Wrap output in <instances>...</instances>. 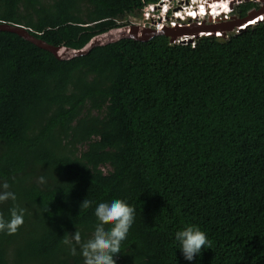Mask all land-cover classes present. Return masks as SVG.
<instances>
[{"label":"trees","instance_id":"obj_1","mask_svg":"<svg viewBox=\"0 0 264 264\" xmlns=\"http://www.w3.org/2000/svg\"><path fill=\"white\" fill-rule=\"evenodd\" d=\"M159 1L0 0V22L80 50ZM4 182L17 199L0 214L25 215L0 232V264H83L63 240L91 235L84 198L135 207L117 264H264V20L195 46L123 38L70 59L0 31ZM189 224L212 241L191 262L174 240Z\"/></svg>","mask_w":264,"mask_h":264},{"label":"clouds","instance_id":"obj_2","mask_svg":"<svg viewBox=\"0 0 264 264\" xmlns=\"http://www.w3.org/2000/svg\"><path fill=\"white\" fill-rule=\"evenodd\" d=\"M234 9H223L232 16V21L225 24L214 22V32L227 29L225 30L226 32L229 28H233L234 31V28L244 25L240 31L230 34L235 35L264 20V15L259 14L264 12V6H261L258 10H253L245 18H238L234 15ZM166 36L171 41V36ZM228 36L216 37L227 38ZM40 182H45L44 177H40ZM9 189L10 185L7 182L0 184V203L8 200L16 201V194ZM94 203L93 214L96 218V223L91 235L84 239L81 232L76 229L74 233H69L63 243L68 247L71 255H77L78 253L82 257L83 264H117L115 257L122 253V244L127 240L130 229L135 222L136 209L126 199L111 198L94 202L84 198L79 204V211L91 208ZM24 215V209L19 207L12 208L7 218L0 214V232L7 234L16 233L24 223ZM174 240L177 245L176 249H179L184 259L189 262L199 256L203 249H212V241L208 238L206 232L194 224L186 225L177 230Z\"/></svg>","mask_w":264,"mask_h":264},{"label":"built area","instance_id":"obj_3","mask_svg":"<svg viewBox=\"0 0 264 264\" xmlns=\"http://www.w3.org/2000/svg\"><path fill=\"white\" fill-rule=\"evenodd\" d=\"M223 9H226L223 0H161L145 7L141 18H135L128 25L114 30L138 27L143 31H156L164 35L183 32L173 43L195 46L202 37L228 36L243 29L244 25H240L234 31L229 28L226 32H214V22L225 24L232 21V16Z\"/></svg>","mask_w":264,"mask_h":264},{"label":"water","instance_id":"obj_4","mask_svg":"<svg viewBox=\"0 0 264 264\" xmlns=\"http://www.w3.org/2000/svg\"><path fill=\"white\" fill-rule=\"evenodd\" d=\"M124 30L128 32L126 34H120L116 37L109 36L111 33L115 32L114 29L110 30L109 32H106L105 34H101L93 38L84 48L80 50H73V49H68L65 47H56L54 45L47 43L46 41L39 39L35 35H33L30 32V30L26 28L25 26L15 24V23H9V22H0V31H8V32L16 33L20 35L21 37L38 45L39 47L52 52L60 59H70L76 56H81V55L89 53L94 47L116 42L123 38H133L137 40L146 41V40H149L159 35V33L156 31L155 32L154 31L151 32L147 30L143 31V30H140L138 27H130V28L126 27V29L124 28ZM182 34L183 32L171 33L170 35L171 42H173L179 35H182Z\"/></svg>","mask_w":264,"mask_h":264},{"label":"rangeland","instance_id":"obj_5","mask_svg":"<svg viewBox=\"0 0 264 264\" xmlns=\"http://www.w3.org/2000/svg\"><path fill=\"white\" fill-rule=\"evenodd\" d=\"M246 1L258 2V3H261L260 4L261 6H264V0H223V4H225L226 9L229 10V9H234L237 5H239V4L243 3V2H246ZM259 14L264 15V12H261ZM225 30H227V29H225ZM108 169H109L108 167L104 168L105 171H107Z\"/></svg>","mask_w":264,"mask_h":264},{"label":"bare ground","instance_id":"obj_6","mask_svg":"<svg viewBox=\"0 0 264 264\" xmlns=\"http://www.w3.org/2000/svg\"><path fill=\"white\" fill-rule=\"evenodd\" d=\"M127 32L128 31H125V30H123V31H115L114 33H111L109 36L116 37V36H118L120 34H126Z\"/></svg>","mask_w":264,"mask_h":264}]
</instances>
